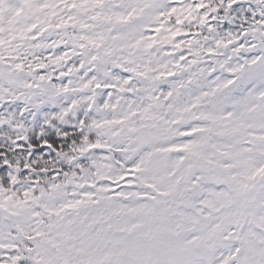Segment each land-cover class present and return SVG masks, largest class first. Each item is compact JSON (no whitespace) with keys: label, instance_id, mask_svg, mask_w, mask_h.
<instances>
[{"label":"snow or ice","instance_id":"snow-or-ice-1","mask_svg":"<svg viewBox=\"0 0 264 264\" xmlns=\"http://www.w3.org/2000/svg\"><path fill=\"white\" fill-rule=\"evenodd\" d=\"M0 264H264V0H0Z\"/></svg>","mask_w":264,"mask_h":264}]
</instances>
